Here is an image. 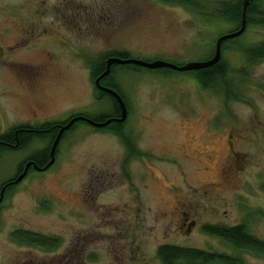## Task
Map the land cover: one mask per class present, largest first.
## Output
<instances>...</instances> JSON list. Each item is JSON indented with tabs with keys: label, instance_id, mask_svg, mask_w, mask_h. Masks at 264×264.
Here are the masks:
<instances>
[{
	"label": "rangeland",
	"instance_id": "1",
	"mask_svg": "<svg viewBox=\"0 0 264 264\" xmlns=\"http://www.w3.org/2000/svg\"><path fill=\"white\" fill-rule=\"evenodd\" d=\"M230 30L162 0H0V135L110 114L89 65L101 54L184 66L207 60ZM260 41L264 29L253 28L238 44ZM224 58L234 76L245 67L239 53ZM126 70L115 74L129 104L124 132L144 156L125 166L116 136L80 124L60 142L54 166L3 201L0 264H161L164 244L237 254L202 233L206 224L247 222L264 240V63L235 78L241 101L230 102L189 74ZM49 142L6 152L0 187ZM19 230L60 240V248L17 243Z\"/></svg>",
	"mask_w": 264,
	"mask_h": 264
},
{
	"label": "trees",
	"instance_id": "2",
	"mask_svg": "<svg viewBox=\"0 0 264 264\" xmlns=\"http://www.w3.org/2000/svg\"><path fill=\"white\" fill-rule=\"evenodd\" d=\"M162 2L168 5L170 4L183 7L206 23L227 24L231 27L229 33H234L241 29L244 3L246 0H162ZM246 22V31L253 28L264 29V0H251L249 2L247 7ZM244 35L237 39L229 40L223 43L221 60L215 66L199 71L184 73L189 74L194 79H196L202 90L205 92H221L227 102L241 101L239 92H237L238 88L235 84V78L237 77L239 80H241V78H248L249 69L255 68L256 66L264 63V41H260L251 45L238 44ZM225 51H234L242 55L245 59V67L237 70L236 76H234L233 73L235 72L231 70L229 64L224 58ZM215 53L216 47L213 48L209 58L201 62L211 60L214 58ZM111 59L127 61L132 59V55L123 51H113L101 54L95 62H89L90 68L92 69L91 77L93 81L98 79L106 72L107 63ZM126 69L139 71L141 68L134 65L114 64L111 66L110 74L103 79H105V86L108 89L117 92L123 98L127 109H129V104L122 95L120 87L116 83L115 76L117 72L128 71ZM153 72L164 74L166 76L174 73H180L169 69H161ZM239 85L241 86V82ZM95 91L96 94L99 95V101L103 102V100L109 99L113 108L110 114H104V116L100 118L91 117L92 120L94 122L100 123L106 122L113 117L120 118L121 109L116 99L106 92H99L97 86L95 87ZM71 120L72 119H68L66 121H53L38 126L22 125L14 127L11 131L1 134L0 161L6 152H22L26 150L33 143V141L43 142L47 140L50 141L49 146L32 153L31 156H29L18 166L16 175L25 169V165H27L28 162H31L37 169L45 168L51 160V149L61 127L67 125ZM80 124H86L90 126L85 122H79L70 130V132H73L78 126H80ZM125 126L126 123H116L108 125L102 129L94 128L92 126L90 127L95 131L107 132L111 135H114L121 141V143H123L128 154L123 163L125 166H127V163H129L131 160L140 159L144 156V154H142V152L137 149L131 138L124 132ZM69 133H66L63 136V139ZM57 152L58 148L56 151V157ZM34 172L35 171L33 170V172L30 174H33ZM16 175L14 176L15 178ZM14 190L15 188H9L6 193H4L3 201L9 197L14 192ZM201 231L208 237L220 239L237 254L218 253L164 244L161 245L157 250V259L161 264H246L245 260L241 257V254H249L253 257L264 258V240L254 236L250 232L247 222H243L233 227L206 224L201 227ZM12 239L20 244L46 250L50 249L52 251L60 248L61 244H59L60 240L47 238L43 235L24 230L15 231L12 233Z\"/></svg>",
	"mask_w": 264,
	"mask_h": 264
},
{
	"label": "water",
	"instance_id": "3",
	"mask_svg": "<svg viewBox=\"0 0 264 264\" xmlns=\"http://www.w3.org/2000/svg\"><path fill=\"white\" fill-rule=\"evenodd\" d=\"M250 1L251 0H246V2L244 3L243 21H242L241 29L237 32L229 33V34H226V35L219 37L217 42H216L215 56H214V58H212L209 61L198 62V63H189V64H186L184 66H177V65H173V64L166 63L163 61L145 62V61L135 60V59H133V60L131 59V60H127V61H122V60H118V59L109 60L107 63V70L103 75H101L96 80V86H97V88H99V90L110 94L111 96H113L116 99V101L118 102L119 107L121 109V115H120L121 117L118 118L117 120L112 119V120H108L104 123H97V122H94L92 119H89V118H86L83 116L73 118L67 125L61 127L60 132L58 133V136H57V138H56V140L52 146L51 155H50L51 156L50 162L48 163V165L45 168H43V169L38 168V171H46L55 164V162H56V151H57V148L61 142V139H62L64 133L66 131H68L69 129H71V127L75 123L82 121V122L89 124L90 126H92L94 128L102 129V128H105L108 125H110L112 122H116L118 124H123L126 122V120L128 118V109H127V106H126L123 98L117 92H115L111 89L104 88L100 85V81L110 74L112 65H114V64L134 65V66H138L140 68H144V69H148V70H152V71L153 70H161V69H169V70H173V71L180 72V73L194 72V71H199L202 69L213 67L216 64H218L221 60L223 43L226 41H229V40L237 39V38L241 37L242 35H244V33L246 32V29H247L246 14H247V7H248ZM31 165H32V163L26 165L23 174L15 181V184H19L20 182H22L26 178ZM4 192H5V190H3L1 193L0 203L3 201Z\"/></svg>",
	"mask_w": 264,
	"mask_h": 264
},
{
	"label": "flooded vegetation",
	"instance_id": "4",
	"mask_svg": "<svg viewBox=\"0 0 264 264\" xmlns=\"http://www.w3.org/2000/svg\"><path fill=\"white\" fill-rule=\"evenodd\" d=\"M92 78V77H91ZM97 80V79H96ZM96 80L95 81H93V84H94V86L96 87ZM100 85L102 86V87H105V88H107L106 86H105V79H102L101 81H100ZM100 92V91H99ZM98 99H99V97H98ZM129 110V109H128ZM129 112V111H128ZM79 116H83V117H86V118H89V119H92L91 117H97V118H100V117H102V116H104V114H99V115H89V114H86V113H77L76 115H71L68 119H73V118H75V117H79ZM95 117V118H96ZM68 119H66V120H68ZM117 120L118 119V117H113V118H110L109 120ZM66 120H64V121H66ZM108 121V120H107ZM127 122V121H126ZM125 122V123H126ZM111 124H116V122H112ZM110 124V125H111ZM124 124V123H123ZM31 125V124H30ZM16 136H18V135H16ZM18 139V138H17ZM17 144H18V142H17ZM31 162H28L27 164H30ZM26 166V165H25ZM24 166V167H25ZM51 169V167L48 169V170H46V171H38V169L36 168V167H34L33 166V164L30 166V168H29V172H28V175L26 176V178L27 177H29V175H30V173L31 172H33V170L35 171L34 173H38V174H44V173H46L47 171H49ZM23 171H24V169H23ZM23 171L21 172V173H19V174H17L16 175V173H17V170H16V172H15V174H14V176L16 175V178L13 176V178H10V179H8V180H6L2 185H1V187H0V194L2 193V191L3 190H5V192L4 193H6V191L9 189V188H17L18 186H20L24 181H22V182H20L19 184H15V181L22 175V173H23ZM25 178V179H26ZM16 179V180H15ZM3 205V201L0 203V207Z\"/></svg>",
	"mask_w": 264,
	"mask_h": 264
},
{
	"label": "bare ground",
	"instance_id": "5",
	"mask_svg": "<svg viewBox=\"0 0 264 264\" xmlns=\"http://www.w3.org/2000/svg\"><path fill=\"white\" fill-rule=\"evenodd\" d=\"M153 71H156V70H153ZM105 88V87H104ZM108 89V88H107ZM98 90H99V88H98ZM100 92H104V91H101V90H99ZM79 122H82V121H79ZM79 122H77V123H79ZM46 123H48V122H46ZM77 123H75L72 127H71V129L77 124ZM100 123H104V122H100ZM45 123H43V124H40V125H44ZM71 129H69L68 131H66L65 133H64V135L66 134V133H69L70 132V130ZM63 135V136H64ZM62 139H63V137H62ZM62 139H61V141H62Z\"/></svg>",
	"mask_w": 264,
	"mask_h": 264
}]
</instances>
